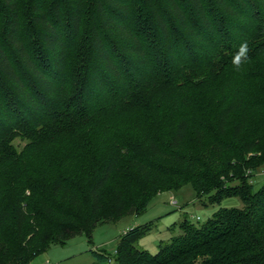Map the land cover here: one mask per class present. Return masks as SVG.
Segmentation results:
<instances>
[{
    "label": "trees",
    "instance_id": "obj_1",
    "mask_svg": "<svg viewBox=\"0 0 264 264\" xmlns=\"http://www.w3.org/2000/svg\"><path fill=\"white\" fill-rule=\"evenodd\" d=\"M256 25L264 0H0V264H30L188 183L198 198L237 195L243 207L185 219L155 254L136 245L154 224L132 227L114 257L92 250L94 264H264ZM245 40L250 60L237 72ZM120 103L145 114L127 125L133 141L112 119L95 140L82 134ZM17 137L29 141L22 150Z\"/></svg>",
    "mask_w": 264,
    "mask_h": 264
},
{
    "label": "rangeland",
    "instance_id": "obj_2",
    "mask_svg": "<svg viewBox=\"0 0 264 264\" xmlns=\"http://www.w3.org/2000/svg\"><path fill=\"white\" fill-rule=\"evenodd\" d=\"M255 26V24H254ZM260 29L261 42H264V26ZM79 47V42L75 44ZM257 49L255 48V51ZM259 51H264V45L260 46ZM255 53V52H254ZM77 57L70 60V66L75 65ZM253 63L250 69L253 67ZM257 70L259 67L256 68ZM256 69H252L254 72ZM76 75H71L66 86V94L72 95L73 89L71 84L74 83ZM143 97L151 98L149 94L142 93ZM110 107L102 117L97 119L92 126V129H87L86 126H80L81 132L91 140H95L97 131L104 125L105 121L112 119L116 126H119L116 131L117 135L123 136L126 140H134V135L128 129L127 125L134 123L136 120L145 116L140 115V110L131 107L127 103ZM28 140L23 137H17L14 144L19 150L25 148ZM254 190L259 191L264 184V164L258 169L254 177ZM206 202V204L204 203ZM243 201L237 195L227 196L220 203H210L206 197L198 198L197 192L188 183L176 191H164L154 197L146 211L139 215H127L117 221H112L99 225L93 232L92 236L87 235L77 236L68 242L62 244H52L50 248L43 253L37 255L30 264H94L95 258L92 250H104L113 257L116 255L118 241L122 234L132 227L153 223V229L136 243L139 248H142L152 254L159 251L161 243L171 242L174 236L181 233V223L187 221L194 225H202L207 223L214 214L221 208H242Z\"/></svg>",
    "mask_w": 264,
    "mask_h": 264
},
{
    "label": "clouds",
    "instance_id": "obj_3",
    "mask_svg": "<svg viewBox=\"0 0 264 264\" xmlns=\"http://www.w3.org/2000/svg\"><path fill=\"white\" fill-rule=\"evenodd\" d=\"M249 51L248 42L246 40L241 42L231 60L234 71H241L243 65L250 60Z\"/></svg>",
    "mask_w": 264,
    "mask_h": 264
},
{
    "label": "built area",
    "instance_id": "obj_4",
    "mask_svg": "<svg viewBox=\"0 0 264 264\" xmlns=\"http://www.w3.org/2000/svg\"><path fill=\"white\" fill-rule=\"evenodd\" d=\"M49 264V263H48Z\"/></svg>",
    "mask_w": 264,
    "mask_h": 264
}]
</instances>
